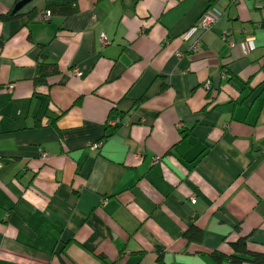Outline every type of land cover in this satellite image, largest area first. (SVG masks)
<instances>
[{
  "label": "crops",
  "instance_id": "crops-1",
  "mask_svg": "<svg viewBox=\"0 0 264 264\" xmlns=\"http://www.w3.org/2000/svg\"><path fill=\"white\" fill-rule=\"evenodd\" d=\"M55 3L77 11L39 21ZM41 53L59 73L35 87ZM240 238L264 253V0H34L0 20V264H213Z\"/></svg>",
  "mask_w": 264,
  "mask_h": 264
},
{
  "label": "trees",
  "instance_id": "trees-1",
  "mask_svg": "<svg viewBox=\"0 0 264 264\" xmlns=\"http://www.w3.org/2000/svg\"><path fill=\"white\" fill-rule=\"evenodd\" d=\"M19 1L20 0H17L15 5ZM46 10H48L51 13V16L59 15L63 17L71 16L77 11L75 6L69 4H57V3L47 6ZM17 14L18 12L12 13L11 10L8 14L1 15L0 20L1 21L9 20L15 17ZM28 17L33 18L34 16L28 14ZM36 66H37L36 77L33 81L35 87L47 85V79L59 73V69L57 65L54 63L46 62V59L42 53L39 55ZM183 237L189 243H199L202 240L203 233L199 228L192 225L189 227V229H187ZM231 250H232V254L230 255H225L220 252H214L211 255L213 264H243V263L264 264V253L251 251L247 246L246 238H240L235 243H232ZM156 253H157V264H163L161 261V251L158 249Z\"/></svg>",
  "mask_w": 264,
  "mask_h": 264
},
{
  "label": "built area",
  "instance_id": "built-area-1",
  "mask_svg": "<svg viewBox=\"0 0 264 264\" xmlns=\"http://www.w3.org/2000/svg\"><path fill=\"white\" fill-rule=\"evenodd\" d=\"M50 17H51V13L48 10H45L39 16V21L47 22L50 19ZM219 18H220V15L214 9H208L199 18L195 29L199 30L201 32L209 31L213 28V26L216 24V22L218 21ZM99 40H100V43L102 45L106 44V40H105V37L103 35L100 36ZM222 40L224 42H226L229 46H231V47L233 46L232 42L227 41V38L225 36H223ZM197 46H198V42H195L192 45L191 49L195 50V48H197ZM70 73L73 77H78L80 75L79 70L77 68H73ZM205 88L207 90L209 89L208 84H206ZM178 127H180V126L178 125ZM100 145H101V142L94 143L91 145V149L98 150ZM38 154H39V159L42 160L43 162H46L48 160V154L45 151L39 149ZM158 161H159L158 157L153 158L152 164H156ZM195 202H196L195 198L192 197L190 199V203L195 204Z\"/></svg>",
  "mask_w": 264,
  "mask_h": 264
},
{
  "label": "water",
  "instance_id": "water-1",
  "mask_svg": "<svg viewBox=\"0 0 264 264\" xmlns=\"http://www.w3.org/2000/svg\"><path fill=\"white\" fill-rule=\"evenodd\" d=\"M34 0H20L12 9V13L21 11L25 6L30 4Z\"/></svg>",
  "mask_w": 264,
  "mask_h": 264
}]
</instances>
